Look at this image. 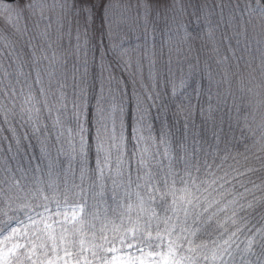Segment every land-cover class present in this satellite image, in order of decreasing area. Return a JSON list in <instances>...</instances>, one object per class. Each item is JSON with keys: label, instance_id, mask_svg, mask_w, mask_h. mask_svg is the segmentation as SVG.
<instances>
[{"label": "snow or ice", "instance_id": "obj_1", "mask_svg": "<svg viewBox=\"0 0 264 264\" xmlns=\"http://www.w3.org/2000/svg\"><path fill=\"white\" fill-rule=\"evenodd\" d=\"M0 18V264H264V50L247 77L219 55L264 43V0H0Z\"/></svg>", "mask_w": 264, "mask_h": 264}, {"label": "trees", "instance_id": "obj_2", "mask_svg": "<svg viewBox=\"0 0 264 264\" xmlns=\"http://www.w3.org/2000/svg\"><path fill=\"white\" fill-rule=\"evenodd\" d=\"M2 27H4L3 30H1ZM4 29H5V24L4 23L0 24V36L3 35ZM219 37H220V33H217V38L219 39ZM246 46L249 49L248 51H245ZM256 47L257 45H227L226 40H223L222 44L219 45L220 58L227 57V63L223 65V68H226L229 71V73L241 71L243 72V75L247 77V70H245V61L248 58L252 59L253 50ZM2 52H3V49H0V53ZM233 52L235 53V55H233ZM97 55H99V53H97ZM195 55L196 54H194V56ZM200 55H201V66L203 67L204 60H207L208 64L211 65V71L213 72V74L216 75V78L219 79L223 75V71L221 70V66H218L215 63L216 56L214 53L211 52V45H209V48L206 49L204 52H202ZM241 56H243V60L240 59ZM166 59H167V54L165 52V60ZM238 61H239V69L237 68ZM120 74H121L120 71H117V76H120ZM146 75H147V69L145 67V76ZM123 79L127 80V76H124ZM231 83H232L233 90H236L239 88V82H238L237 77H232ZM245 83H247V79H245ZM227 87L228 86L225 85V88ZM127 91H128V95L130 96L132 92V86L130 82L128 84ZM68 92H69V96H71V89H69ZM252 102L253 104H255L256 100L253 99ZM69 108H71L70 104H69ZM234 114L235 113H233V115ZM46 115L47 113H45V116ZM225 120H227V116H225ZM225 128L227 129V124H225ZM3 135H6V133L0 130V136H3ZM237 135H239V132H237Z\"/></svg>", "mask_w": 264, "mask_h": 264}, {"label": "rangeland", "instance_id": "obj_3", "mask_svg": "<svg viewBox=\"0 0 264 264\" xmlns=\"http://www.w3.org/2000/svg\"><path fill=\"white\" fill-rule=\"evenodd\" d=\"M234 1L235 0H207L209 4H215V3H221V2L227 4V3H233ZM217 12H219V9H217ZM216 18L219 19V16L217 15ZM2 23H4L3 19L0 18V24ZM3 28L4 27H2L1 30H3ZM221 29H222L221 31H223V26L221 27ZM227 35L231 36L232 34L231 32H228ZM225 40H226L227 45H257V47L253 50L252 59L248 58L246 61H252L253 67H257L259 65L260 50H264V43H258V41L261 40V37H259L255 33H252L251 29L249 30V38L247 41L245 40L243 36L240 37L239 44H237L236 39H232L230 42L227 39ZM257 75H259L258 72H257Z\"/></svg>", "mask_w": 264, "mask_h": 264}]
</instances>
